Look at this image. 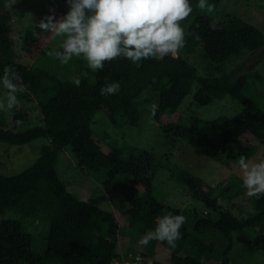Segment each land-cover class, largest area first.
Returning a JSON list of instances; mask_svg holds the SVG:
<instances>
[{
	"label": "trees",
	"instance_id": "16d2710c",
	"mask_svg": "<svg viewBox=\"0 0 264 264\" xmlns=\"http://www.w3.org/2000/svg\"><path fill=\"white\" fill-rule=\"evenodd\" d=\"M5 1L0 0V5ZM220 1L206 0L212 7L200 9L199 0H189L193 11L179 22L186 42L176 55L148 58L139 67L117 57L96 71L87 66L82 55L73 57L71 61L85 72L78 76L79 87L51 71L19 62L11 16L0 11V77L3 69L11 66L22 77L14 83L23 85L16 92L19 103L10 119L0 110V141L23 145L41 137L49 140L30 167L17 175L0 173V215L11 211L18 217L0 219V264H112L114 259L136 254L131 247L124 255L118 253L120 225L113 211L80 200L59 178L57 163L67 146L82 173L89 177L100 174L105 192L116 190L123 195L128 206L121 201L114 209L126 218L125 235L138 236L155 229L158 217L181 215L179 209L165 206L156 196L158 171L167 172L202 203L205 215L194 219L192 233L182 225L175 247L150 241L145 254L152 256L155 264H165L155 256L158 244L169 250L172 264H233V235L246 231L253 233L250 244L264 252V193L252 197V211L245 216L240 204L233 213L221 201L232 202L244 193L243 179L236 174L211 185L167 156L136 146L127 151L96 137L92 129L93 118L101 110L113 126L138 127L145 104L155 101L152 119L158 121L192 94L191 103L196 106L232 98L240 101L242 109L232 117L220 115L213 120L179 116L164 124L166 140L184 141L216 163L236 162L241 155L248 160L257 143L264 146V109L260 97L249 90L250 79H261L254 73L234 78L224 64L263 49L264 34L243 19L218 10ZM68 10L66 0H61L59 18ZM44 38V32L31 23L21 37L22 52L30 56L39 53ZM196 50L208 60L210 72L200 73L189 61L188 56ZM112 82L120 84V91L100 95L101 87ZM34 107L41 114L40 123L18 131ZM214 231L227 238L224 250L204 240Z\"/></svg>",
	"mask_w": 264,
	"mask_h": 264
},
{
	"label": "rangeland",
	"instance_id": "374dc122",
	"mask_svg": "<svg viewBox=\"0 0 264 264\" xmlns=\"http://www.w3.org/2000/svg\"><path fill=\"white\" fill-rule=\"evenodd\" d=\"M60 2L61 0H16L13 6H6L8 1H5L4 4L0 5V11H5L11 16L12 38L19 62L51 71L62 79L72 80L73 77H78L85 72L71 60L64 64L55 58L54 55H50V53L59 48L64 37L43 31L45 38L39 53L30 56L21 50V37L26 28L31 23L37 24L42 17L52 14L49 11L50 9H54L55 16L59 19ZM218 10L243 19L257 27L264 34V0H221ZM188 59L197 66L200 73L206 74L211 71L208 68V60L200 50H196L188 56ZM224 64L226 70L229 73H233L234 78H238L245 73H254V75L257 74L260 77L261 80H249V90L260 97L259 101L264 109V48L256 52H247L239 55ZM13 94L17 98L16 92ZM8 98L9 90L0 83V110L7 119H10L19 102L17 99V103L12 108H9ZM191 100L192 94L187 95L176 111L162 115L158 121L152 119V106L155 105V101L152 104H145L143 106V118L138 127L113 126L109 123L107 114L101 110L93 118L92 129L96 137L98 136L104 142L122 147L127 151L136 146L160 156H167L172 163L177 164L211 185L218 184L231 174H236L243 179V171L240 168L239 161L216 163L184 141L166 140L163 133L164 124L175 121L179 116L197 115L205 120H213L220 115L232 117L242 109L240 101L232 98L214 101L204 106H196L191 103ZM40 121L41 114L34 107L30 112L28 121L23 123L17 130L22 131L31 125L40 123ZM44 144H49V140L45 137L34 139L23 145H10L0 141V173L6 176L21 173L37 160L40 155V148ZM262 161H264V146L257 143L255 152L246 162L252 165ZM57 173L59 178L66 184L68 191L80 200L87 201L106 211H113L120 225V238L117 245V251L120 255H124L129 247L133 248L136 253H147L150 243L147 246L139 244L140 239L147 231L138 236L133 234L125 235L128 232L125 225L126 218L114 209L117 203L124 201L123 195L116 190L105 192L101 186L100 174L95 177H89L82 173L77 168L75 156L69 146L63 148L60 152ZM154 185L158 199L167 207L179 209L181 215L187 218L185 225L192 233L194 219L205 215L202 203L194 199L184 185L175 178L170 177L165 171L156 173ZM246 193L247 190L245 189L239 198L232 202L221 201V205L233 213H237L236 206L240 204L244 208L243 216H245L252 211V197H249ZM124 203L126 208L128 205L126 201ZM11 217L18 218L11 211L0 215V219ZM252 235L251 231L233 235L234 245L231 251L233 264H264V252L254 248L248 241ZM204 240L213 243L220 250H224L228 243L226 237L215 231L208 236H204ZM169 255L170 252L166 246L160 244L156 246L155 256L163 263L172 264L169 260Z\"/></svg>",
	"mask_w": 264,
	"mask_h": 264
},
{
	"label": "clouds",
	"instance_id": "9594fccd",
	"mask_svg": "<svg viewBox=\"0 0 264 264\" xmlns=\"http://www.w3.org/2000/svg\"><path fill=\"white\" fill-rule=\"evenodd\" d=\"M15 3L16 0H8L6 6ZM66 3L69 10L64 16L57 19L54 9H50L52 14L42 17L36 26L64 37L59 48L50 55L64 64L82 55L93 71L103 70L105 61L117 57L128 59L139 67L145 59L162 60L169 53H178L186 42L185 31L179 22L193 11L189 0H66ZM198 7L212 6L206 0H199ZM195 38L199 39V36ZM21 80L20 74L11 66L3 69L0 83L9 90V108L17 103L13 93L23 87L14 81ZM72 81L79 87L80 78L73 77ZM119 91L118 82L106 83L101 87L100 95H115ZM156 107L152 106L153 114ZM239 164L246 194L259 197L264 193V161L249 165L246 157L241 155ZM186 219L182 215L158 217L155 229L148 230L139 244L147 246L150 241L157 240L175 247Z\"/></svg>",
	"mask_w": 264,
	"mask_h": 264
},
{
	"label": "built area",
	"instance_id": "2783aa9c",
	"mask_svg": "<svg viewBox=\"0 0 264 264\" xmlns=\"http://www.w3.org/2000/svg\"><path fill=\"white\" fill-rule=\"evenodd\" d=\"M112 264H155V260L148 254L137 252L132 258L129 259H114Z\"/></svg>",
	"mask_w": 264,
	"mask_h": 264
}]
</instances>
